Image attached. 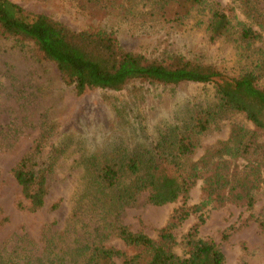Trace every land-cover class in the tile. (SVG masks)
Listing matches in <instances>:
<instances>
[{
	"label": "rangeland",
	"instance_id": "obj_1",
	"mask_svg": "<svg viewBox=\"0 0 264 264\" xmlns=\"http://www.w3.org/2000/svg\"><path fill=\"white\" fill-rule=\"evenodd\" d=\"M11 1L76 31L104 29L122 48L149 60L181 55L214 65L229 75L251 70L264 44V30L261 40L253 45L242 46L236 40L238 22L260 30L240 0H213L228 12L233 26L228 35L215 40L208 35L207 9L194 10L182 23L170 25L149 13L153 0ZM251 2L264 11V0ZM207 110L215 113L213 120L195 137L198 145L189 159L198 162L206 157L207 162L190 190L188 206L207 198L203 178L218 161L233 177L231 190L235 195L243 170L248 172L264 159V132L243 113L220 107L212 83L132 81L119 91L94 88L77 94L74 86L63 80L55 63L43 58L32 41L0 32V264H85L88 250L84 245L101 244L133 254L135 248L125 245L111 228L102 227L104 212L88 159H112L116 147L125 149L124 156H135L140 149H154L160 141L169 151L161 155H172L175 140L189 131L186 125L191 117ZM235 128L255 132L254 138L250 140L248 133L243 140L249 152L239 154L226 148L234 143ZM170 133V138H164ZM40 136L42 149L36 157V168L43 170L48 191L44 205L31 211L11 169ZM228 191L226 187L221 195ZM252 194L250 209L244 200L232 196L234 199L216 200L191 213L173 231L177 242L174 252L184 253V236L202 215L204 222L197 236L214 241L226 264H264V190L259 182ZM182 202L180 198L154 206L141 194L118 210V218L133 232L159 241L160 230ZM112 264H121V259L115 258Z\"/></svg>",
	"mask_w": 264,
	"mask_h": 264
},
{
	"label": "trees",
	"instance_id": "obj_2",
	"mask_svg": "<svg viewBox=\"0 0 264 264\" xmlns=\"http://www.w3.org/2000/svg\"><path fill=\"white\" fill-rule=\"evenodd\" d=\"M240 2L245 4L249 18L260 29H254L245 22L236 24V40L242 46H250L262 38L264 11L256 8L251 0ZM152 4L149 13L160 23L170 25L182 23L191 17L194 10L207 9V31L211 40L228 35L233 27L228 12L217 1L153 0ZM0 32L32 41L43 58L55 63L63 80L73 85L77 94L94 88L119 91L132 81L163 85L212 83L219 94L220 107L243 113L257 129L264 132V44L260 46V58L251 70L229 75L214 65L198 63L181 55H173L163 61L149 60L122 48L113 34L104 29L76 31L47 14L30 12L11 0H0ZM214 114L212 110L195 113L186 125L189 131L175 140L169 157L161 155L169 151L164 150L160 141L154 149H140L135 156H124L127 155L125 149L116 147L117 151L114 149L111 152L114 153L112 159H88L90 176L104 212L103 229L111 228L125 245L136 251L126 255L119 249L101 244L84 245L83 248L88 250L85 264H112L115 258H120L121 264H226L223 252L214 241L197 236L198 227L204 222L202 215L184 236V253L179 255L173 250L177 244L173 231L191 213L200 211L213 201L223 202L230 197L244 200L250 209L254 203L252 189L259 182L264 190V159L261 164L249 167L248 172L243 170L237 179L240 190L235 195L231 190L234 188L231 186L233 177L230 178L229 173L222 170L218 161L211 173L203 178L207 198L202 203L187 205L190 190L207 162L206 157L198 162L189 160L198 145L195 137L208 129ZM248 133L250 140L254 138L255 132L235 128L234 143L226 148L239 154L249 152V147L243 142ZM170 136L171 133L164 138ZM255 146L261 147L258 144ZM41 149L40 136L11 169L31 211L44 205L48 191L43 170L36 168V157ZM226 187H229L228 194L221 195ZM141 194H145L147 203L154 206L180 198L183 200L160 230L159 241L143 232H133L119 221L118 210ZM95 196L93 199L97 200Z\"/></svg>",
	"mask_w": 264,
	"mask_h": 264
}]
</instances>
